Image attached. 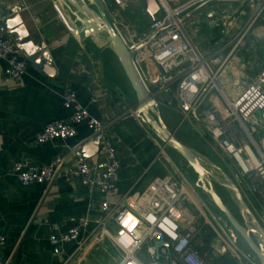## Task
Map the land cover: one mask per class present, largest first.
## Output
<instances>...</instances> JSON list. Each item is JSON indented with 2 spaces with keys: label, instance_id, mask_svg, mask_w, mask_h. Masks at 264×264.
I'll return each instance as SVG.
<instances>
[{
  "label": "crops",
  "instance_id": "0c3cea01",
  "mask_svg": "<svg viewBox=\"0 0 264 264\" xmlns=\"http://www.w3.org/2000/svg\"><path fill=\"white\" fill-rule=\"evenodd\" d=\"M215 2L237 7L240 5L239 0ZM130 4L128 10H131L134 20L140 22L141 9L138 0H133ZM15 6H21L18 14L31 42L41 43L47 51L54 74L45 75L26 60V71L19 79L3 81L2 68L5 63L0 60V234L4 239L0 257L8 259L7 264H63L65 258L73 251L75 241L58 245L60 251L54 254L47 236L50 233L65 232L70 226L68 218L86 215L90 222L80 230L79 238L87 236L86 239L90 242L88 247L91 246L77 254L71 262L88 264L86 260L96 258L95 254L100 252L98 248L109 239V236L105 235L100 238L89 236L93 226L91 220L100 218L98 205L102 196L97 192L89 195L77 179L65 181L60 174L71 167L76 157L80 156L79 147L92 138L83 123L75 125V135L64 140L52 139L37 143L34 135L50 121L65 119L69 114V111L61 106L60 100V91L65 82L71 84L77 101L87 112L99 119L109 132L117 133L121 139L123 135L132 136L137 129L130 125L131 122L137 121L127 114L129 109L134 108V95L123 83L124 75L118 73L115 68L112 69L113 64L105 58V51L109 52L107 48L97 41L95 43L94 39H79L73 30L69 31L73 23L77 22V17L63 0H0V17L2 12ZM245 18L246 14L236 18V26L229 31L231 35L242 25ZM189 27L193 42L202 46L208 57H221L225 54L230 36H220L216 33L218 29L206 31L201 21H195ZM263 58L264 13L248 35L246 44L236 51L230 63L231 69H225L219 76L218 82L227 97L239 91L243 79L249 80L257 74ZM144 65H140L142 73ZM144 75L145 73L142 77L146 78L147 83L148 75ZM91 96L95 97L94 102L89 101ZM210 99L221 104L220 99L213 97L211 93L204 99L202 106L209 107ZM172 102L165 101L159 104V107L170 106ZM162 120L170 131H174L169 125L168 117H162ZM137 124L143 126L138 122ZM142 130L144 133L149 132L144 126ZM150 141L156 148L154 155H141L136 159L132 145L122 139V144L118 147L120 169L114 181L115 190L105 197L107 202L113 205L125 193L128 195L142 191L156 176L176 178L190 196H187L190 206L183 208L192 217L195 229L191 245L207 264H238L230 252L232 246H237V241H230L220 219L217 218L219 215L213 209L201 207L200 200L196 199L197 187L191 176L187 175L189 168L184 166L182 173L179 170L182 163L171 156L167 147L159 151L160 141ZM137 142L140 140L135 139L134 144L137 145ZM184 143L196 149L195 145ZM102 150L101 145L97 143L95 150L87 148L83 152L84 159H99ZM196 151L207 158L200 150ZM55 155L62 156V164L58 169L60 174L55 176L47 187L40 184L22 185L16 176L9 172L11 165L16 161L43 166ZM208 159V168L210 165L212 168L216 167V170L211 167L209 170L220 177V167ZM152 163L162 169L164 174H148L147 167ZM172 166L177 172L180 171L182 176L175 175ZM245 194H248V191ZM247 196L244 200L249 208L253 202L248 200ZM198 212L199 220L195 217ZM104 228L110 234L117 229L112 220L107 221Z\"/></svg>",
  "mask_w": 264,
  "mask_h": 264
},
{
  "label": "built area",
  "instance_id": "2783aa9c",
  "mask_svg": "<svg viewBox=\"0 0 264 264\" xmlns=\"http://www.w3.org/2000/svg\"><path fill=\"white\" fill-rule=\"evenodd\" d=\"M129 1L133 0H109V5L113 6L109 22L126 48L134 50L133 62L150 95L157 105L163 104L167 97L175 102L181 113L180 122H186L192 128L204 123L211 144H215L237 164L240 176L248 174L250 188L246 187L245 182H239L238 188L244 199L248 195L247 199L253 202L249 210L255 218L257 216L261 223L257 218L256 220L264 232V146L263 149L260 148L252 136V129L245 123L252 119L255 121L252 118L255 113L264 120L260 115L264 109V58L257 74L249 80L243 79L235 95L227 97L218 82L220 74L225 69H231L230 63L236 51L246 44L248 35L263 15L264 0H239L238 7L226 4L214 9L209 6L204 13L198 7L217 0H156L158 11L154 20L147 21L140 30L134 26H125L126 23L123 22L122 14ZM245 14L242 25L231 35L229 31L236 26V18ZM195 16L197 20L202 17L201 22L208 30L218 29L216 33L220 36H230L229 47L223 56L208 57L202 46L194 43L191 35L185 31L184 24H193ZM72 30L73 28H69V31ZM0 60L5 63L2 68L3 81L19 79L26 71V58L11 38L1 17ZM138 61L145 64L143 69L145 75H148L147 83L146 78L142 77ZM211 93L213 97L220 99L221 104L210 99V106L203 107L204 99ZM60 100L61 106L69 114L65 119L52 120L44 125L35 133V142L71 138L75 135V125L83 123L90 137L101 145L102 156L93 161L77 156L72 166L61 174L58 173L62 164L61 155H55L43 166L16 161L9 172L22 185L40 184L47 187L60 174L65 181L77 179L89 195L99 193L102 196L98 205L100 218L91 220L93 226L89 236H109L120 247V241L127 236L131 241L129 248L132 251L149 240L151 243L146 250L151 261L148 264H207L191 245L195 234L192 217L185 212L180 202L181 195L189 196L184 185L168 176H156L142 191L128 195L125 193L115 204H109L105 197L115 190L114 181L120 169L118 147L121 146L122 139L117 133L109 132L99 119L87 112L77 101L69 82L62 85ZM89 101L94 102L95 97L91 96ZM180 102L185 108L180 106ZM127 114L141 125L133 109H129ZM148 138L157 141L152 136ZM164 147L160 142L159 151ZM250 192L256 200L250 198ZM129 216L132 220L126 226ZM110 220L117 227L113 234L104 228L105 223ZM68 221L70 226L65 232L50 233L47 236L54 254L60 251L58 245L75 241L73 251L63 264L76 258L79 250L88 242L87 236L79 238V232L90 219L81 215L70 217ZM160 238L167 242L168 251L160 245L158 257L153 258L152 241ZM3 241L0 234V249ZM230 252L238 264H259L247 253L240 252L237 246H232ZM7 261L8 259L0 257V264H7Z\"/></svg>",
  "mask_w": 264,
  "mask_h": 264
},
{
  "label": "water",
  "instance_id": "95a60500",
  "mask_svg": "<svg viewBox=\"0 0 264 264\" xmlns=\"http://www.w3.org/2000/svg\"><path fill=\"white\" fill-rule=\"evenodd\" d=\"M63 1H66L75 13L83 19V21H80V25L74 29V33L79 39L90 34L88 30L90 28L94 29V24L99 25L92 36L116 58L134 95V114L165 147L171 149L185 162L194 175V185L207 197L212 206L222 214L220 223L230 241L236 242L240 238L257 262L264 264V232L253 213L249 210L238 186L225 174L220 177L214 175L209 170L204 157L195 149L178 140L172 131L167 128L160 116L156 101L150 95L133 62L132 53L134 50L126 48L119 35L112 28L100 2L98 0H91V2L86 0ZM105 1L109 5V0ZM138 2L145 19L152 22L158 11L157 1L138 0ZM90 4L94 6L95 10L91 8ZM20 8L21 6H15L2 12V22L26 60L38 68L41 73L51 76L54 74V69L48 58L47 51L43 49L41 43H32L29 39L18 14ZM166 101H170V98L167 97ZM180 106L185 108L182 102H180ZM260 115L264 117V109ZM97 143L96 140L90 139L79 147L80 156L84 159L83 152L87 148L95 150ZM212 181L228 193L235 204L239 218L224 204ZM160 245L164 246L168 251V244L162 238L152 241L154 257L156 258L159 255L158 247ZM220 248L222 251V247Z\"/></svg>",
  "mask_w": 264,
  "mask_h": 264
},
{
  "label": "rangeland",
  "instance_id": "374dc122",
  "mask_svg": "<svg viewBox=\"0 0 264 264\" xmlns=\"http://www.w3.org/2000/svg\"><path fill=\"white\" fill-rule=\"evenodd\" d=\"M86 1H89V0H86ZM98 1H100V4L102 5V8L104 9V13L108 17V19L111 20V16H112L111 10H112L113 6L111 7L110 5H107L105 0H98ZM130 3H131V1H129V5H131ZM220 3L221 2L213 1L211 5H207V4L201 5L200 7H198V10L204 13L205 9L209 6H212L214 9L225 6V4H223V3L220 4ZM90 6L93 10H95V8L92 4H90ZM128 7L129 6H127V8L124 10V14H122L123 22L126 23L125 26H127V25L130 27L134 26L137 30L143 29L147 23V20L145 19L143 14L141 13V17H140L141 21L136 22L134 20L133 16L131 15L132 14L130 12L131 10H128ZM71 11L75 12L72 9H71ZM76 17H77V22L75 21L73 23V27H72L73 31L76 27H78L80 25V21H83V19L77 13H76ZM193 21L200 22V21H202V17L200 16L199 19L197 20L196 16H195V17H193ZM204 27H205V30L208 31V28L206 26H204ZM184 29L189 35L191 34V29L186 24H184ZM82 39H90L91 41H93L92 39H94V37L90 33V34H87L86 36H84ZM94 41L96 43L95 39H94ZM102 46L105 47L104 45H102ZM104 54L106 56L105 58L108 59L111 64H113V66H112L113 68L112 67L111 68L112 69L115 68L118 73L123 74L121 68L119 67V65L117 63L116 58L111 53H109L108 51H105ZM95 56H98V55H95ZM138 62H140V61H138ZM138 65H141V62ZM142 74H144V73H142ZM120 76H119V79H120ZM122 77H124L123 83L126 84L127 90H129V92L132 94L133 92L131 91V89L128 85V82L126 81L125 76H122ZM218 80H220V79L218 78ZM173 87H174V85H173ZM158 108L160 109L159 113H160L161 118L162 117L164 119L167 117L169 118V120H168L169 125L172 128V130H174V131H172L174 136H177L178 138H180V140H182L183 142H186L187 144L190 143V144H193V146L195 145L196 149L200 150V152H202L207 157V158L204 157L206 162H207L206 159H208V158L211 159L213 162H215L220 167L218 172L221 171V176H222V174H225L227 177L232 179V181H234V183L238 187L240 184L239 182H242V183L245 182L246 187L250 188L249 187V181L247 182V180H249L248 174L240 176L237 164L231 158H229L227 155L223 154L215 146V144H211L209 134L204 129V123H201V125L198 124V126H194L196 128L195 129V128H189V126L187 124H185L186 122H180L181 113H180V110L177 108L175 102H172L170 106H167V105L163 106L162 105L161 107H159V105H158ZM252 118H254L255 121H253V119L251 121L250 120L246 121L245 122L246 126L249 129H252L251 133H252L254 140L260 145V148L263 149V146H264L263 145L264 144V120L259 117L258 113H255L252 116ZM141 125H143L147 131H149L147 133H144L146 135V137L154 135L145 124L141 123ZM201 131H202V133H201ZM201 145H203L204 148L201 147ZM191 148H193V147H191ZM168 152L171 154V156L175 160L178 159V161L180 163H182V168H179V170L182 172V169L184 168V166H186L185 162L182 159H180L179 156L175 152H173L171 149L168 150ZM208 162H211V161H208ZM176 166L178 167L177 164H176ZM210 167H211V165H210ZM215 168L216 167L212 168V170H214ZM171 169L173 170V173H175V175H178V177L182 176L181 174L183 172L181 173L180 171H178L179 172L178 173L177 169L173 166ZM187 175L188 176L190 175L192 178V181H194V175L190 171H189V174H187ZM234 176H238V178H235ZM173 179L176 180V178H173ZM213 184H214V182H213ZM214 187L220 195L224 196L225 202L231 208L232 213L237 218H239L235 204L233 203V201L230 198V196L228 195V193H226L224 190L220 189V187L217 186L216 184H214ZM196 194L198 197L197 196H196L197 198L195 196L194 197L196 199L200 200L199 203H200L201 207L203 206V208H204L207 206L206 208L210 209L211 206L209 205V203H210L209 200L198 188H196ZM250 198L256 200V197L251 192H250ZM180 202H181L182 206H186V205L190 206V204H191L189 199L187 198V196L185 194L181 195ZM208 206H210V207H208ZM192 211L195 213L194 209H192ZM218 214H219V216H218L219 219H221L222 214L219 212H218ZM195 217H196V219L199 220V218H198V217H200L199 212L197 215H195ZM256 218H257V216H256ZM258 221H259V219H258ZM259 223H261V222L259 221ZM96 238H100V237H96ZM107 239L103 242L104 243L103 246L98 248V249H100V252H99V254H95L96 258H94V259L91 258L90 260H86L88 264H123L124 263L125 258H126V252L123 251V249L120 246H118V244L116 242H114L112 240V238H109L108 240ZM149 243H151V241L145 240L144 242H142L139 245V247L136 250L132 251L131 257L135 258L136 261L140 264H148L151 261V257L149 256V254L146 251L147 245ZM89 244H90V242L88 241L86 243V245H84V247L81 250H79L78 254H80L82 251H84L88 247ZM236 244H237V247L240 250V252L245 253V254L247 253L254 261L257 262V260L254 258V256L249 252L246 245H244V243L240 239L237 240ZM93 251H94V249H93ZM67 264H72V262L69 261Z\"/></svg>",
  "mask_w": 264,
  "mask_h": 264
},
{
  "label": "trees",
  "instance_id": "16d2710c",
  "mask_svg": "<svg viewBox=\"0 0 264 264\" xmlns=\"http://www.w3.org/2000/svg\"><path fill=\"white\" fill-rule=\"evenodd\" d=\"M110 52V51H109ZM111 53V52H110ZM112 54V53H111ZM113 55V54H112ZM114 56V55H113ZM118 63V62H117ZM119 65V64H118ZM120 67V66H119ZM127 81V80H126ZM133 128H137L136 131L134 132V134L132 136H128L127 135H123L122 139L126 142V143H130V146L134 149V158L137 159V157H140L141 155H145L147 157H152V155H154V153L156 152V148L155 146L152 144V142L150 141V138L146 137V135L144 134V131L142 130L143 127H140L137 122L133 121L130 124ZM136 125H138V127H136ZM152 135V134H151ZM153 138H155L156 140H158L154 135H152ZM138 139L140 140V142H137L135 145L134 144V140ZM159 141V140H158ZM182 143H184L183 141H181ZM139 143V144H138ZM185 144V143H184ZM135 145V146H134ZM168 150H170L169 148H167ZM136 150V152H135ZM136 153V155H135ZM147 170L149 171L148 174H159L162 175L164 174V171L162 169H160L158 166H155V163H152L151 165H149L147 167ZM190 171V169H189ZM191 172V171H190ZM220 195V194H219ZM221 199L223 200L224 204L231 210V208L228 206V204H226L225 202V198L224 196L220 195ZM209 205L211 206V208L213 209V211L218 214V210L213 207L210 203ZM232 211V210H231ZM220 213V212H219ZM240 239V238H238ZM237 239V240H238ZM241 240V239H240ZM242 241V240H241ZM243 242V241H242ZM244 243V242H243ZM245 245V243H244ZM205 249V248H204Z\"/></svg>",
  "mask_w": 264,
  "mask_h": 264
},
{
  "label": "bare ground",
  "instance_id": "6f19581e",
  "mask_svg": "<svg viewBox=\"0 0 264 264\" xmlns=\"http://www.w3.org/2000/svg\"><path fill=\"white\" fill-rule=\"evenodd\" d=\"M64 3L72 9V7L66 1H64ZM97 27H99V25L94 24V29H92V28L89 29L90 33L93 34L94 31L97 29ZM120 243L122 245L121 247H122L123 251L126 252V258H125V261L123 260L124 261L123 264H125L127 262H128L127 264H140L136 261L135 258L131 257L132 249L129 248L131 246L130 239L127 236L123 237V239H122V241H120Z\"/></svg>",
  "mask_w": 264,
  "mask_h": 264
},
{
  "label": "snow or ice",
  "instance_id": "6c2138e0",
  "mask_svg": "<svg viewBox=\"0 0 264 264\" xmlns=\"http://www.w3.org/2000/svg\"><path fill=\"white\" fill-rule=\"evenodd\" d=\"M131 220H132V217L129 216L128 221L125 222L126 226H127V224L129 223V221H131Z\"/></svg>",
  "mask_w": 264,
  "mask_h": 264
},
{
  "label": "clouds",
  "instance_id": "9594fccd",
  "mask_svg": "<svg viewBox=\"0 0 264 264\" xmlns=\"http://www.w3.org/2000/svg\"><path fill=\"white\" fill-rule=\"evenodd\" d=\"M18 22V21H17Z\"/></svg>",
  "mask_w": 264,
  "mask_h": 264
}]
</instances>
